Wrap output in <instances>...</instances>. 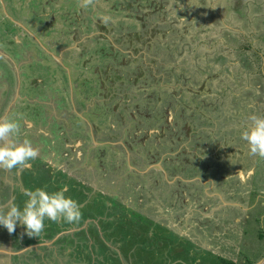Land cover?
<instances>
[{
	"label": "rangeland",
	"instance_id": "1",
	"mask_svg": "<svg viewBox=\"0 0 264 264\" xmlns=\"http://www.w3.org/2000/svg\"><path fill=\"white\" fill-rule=\"evenodd\" d=\"M5 1L6 10L0 5L1 50L10 55L13 44L23 56L26 51L18 41L27 48L31 45L33 66L49 73L47 87L55 85L57 78L49 71L66 73L62 63L60 68L53 57H46L39 42L7 13H15L13 19L22 23L35 21L33 29L45 45H58V52L63 47V58L70 57L65 65L73 67L74 81L84 76L83 81L89 82L88 72L96 81L92 99L100 106L91 115L103 117L111 111L127 121L147 119L143 136L154 130L146 138L131 140L122 134L131 144L133 151H129L143 157V169L152 154L157 153L159 160L164 151L171 155L165 163L171 164L168 179L175 177V191L165 202L160 197V192H170L165 184L167 193L158 189L156 197L148 195L142 204L133 195L127 205L142 212L140 218L131 219L141 223L139 230L129 226L134 240L130 243L131 232L121 237L122 228L115 230L119 233L107 231L106 242L115 244L121 238L124 244L129 237L128 248H116L118 255L110 250L96 253L98 264H194L190 256L212 264H264V158L249 155L246 142L240 139L251 115L264 116V0H35L36 6H30V0ZM104 17L108 23L102 22ZM107 75L117 79L116 84ZM21 93L23 97L26 92ZM20 95L17 103L26 100ZM60 109L71 108L65 104ZM135 110L137 115L132 114ZM38 111L35 115H40ZM192 125L194 132L188 133ZM128 126L132 128V122ZM156 129L165 133L160 136L163 147L155 140ZM223 145L226 151L235 147L230 150L233 158L220 150ZM98 146L93 151L108 149L99 156L103 170L120 154L113 147ZM217 226V236L206 234ZM181 239H192V248L188 243L181 252H171ZM57 248L56 254H65L64 260L52 259L50 264H86L78 248ZM105 254L113 255V263ZM34 256L30 264L48 261ZM10 257L0 251V259L7 264L19 262L20 257L12 262Z\"/></svg>",
	"mask_w": 264,
	"mask_h": 264
},
{
	"label": "crops",
	"instance_id": "2",
	"mask_svg": "<svg viewBox=\"0 0 264 264\" xmlns=\"http://www.w3.org/2000/svg\"><path fill=\"white\" fill-rule=\"evenodd\" d=\"M10 16L13 18L16 14L11 13ZM16 32L18 33V31ZM85 38L86 36L82 37V39ZM62 48L59 52L62 58L60 61L62 65H65L70 57L63 58L62 51L64 49ZM0 52L8 56L1 49ZM34 52L33 50L25 54L28 56L25 61L32 62ZM9 57L11 58L10 55ZM77 59L74 58V63L79 62ZM66 68L68 74L64 72L60 74L59 71L54 69L49 71L57 78V83L49 87L45 82L48 81L49 73L39 68L36 70L38 71L37 74L28 77L26 80L20 78L16 82L9 74L0 78V120L5 118L17 119L21 133L19 139L30 140L39 152L38 156L29 161L25 167H17L12 170L0 169V207L6 208L7 203L13 199L22 206L23 201L26 199L20 191L22 187H46L48 191H54L57 187L66 185V195L72 196L78 202L82 213L80 220L72 223L64 220L53 222L45 219V227L39 237L27 235L21 225H18L12 233L0 226V251L7 252L11 250L12 252L9 253L11 262L15 256L20 257L19 262L15 261V264H30L36 259L34 255L43 261L45 257L48 259L42 264H50L49 262H52V259L64 260L65 250L61 251L64 255L56 254V252H59L57 248L59 245L69 251L72 250V247L78 248V252L83 253L80 255H84L82 260L86 264H98L96 253H108V250L114 251L116 248L122 247L123 241L121 238L120 241L115 243L116 245L106 242L105 233L107 231L119 233L115 230L122 228L121 233H119L121 237L123 236L122 233L131 232L132 235L130 236L133 238L134 233L132 231L139 230L140 223H135L131 219L140 218L142 212H134L127 205L133 195L138 204H142V201L148 195L156 197L162 188L164 193H167L166 187H164L165 184L167 190L170 191L166 195L160 192V197L165 202L175 191V187H173L175 177L168 179V176H171L169 169L171 164L167 165L165 163L171 155H166L167 152L164 151L161 154L163 160H159L160 156L156 155L157 153L152 154V160L146 163L148 166L143 169L142 166L145 165L143 157L129 151H133L131 144L128 141L125 142V137L122 136L125 133L131 140H137L139 135L141 137L145 132L144 125L148 122L147 119L141 117L136 123L127 121L125 116L120 117V114H117V112L113 114L111 111L105 112L106 117L91 115V111H94L98 105L100 106L93 100L94 97L92 99L93 92H97L96 81H93L88 72L85 77L90 79L89 82L85 83L83 81L84 76H81L80 81L76 82L70 75L73 67L66 66ZM17 69H19V66ZM76 70L75 72H80ZM67 76L70 77V81H66ZM67 82L69 88L66 85ZM23 84L26 85L23 88L26 92L23 97L26 100L29 98V100H21L20 103H17L18 96L22 95L19 90ZM44 88L47 89L44 90ZM57 88H59L58 92L55 91ZM109 89L111 90L113 87L110 86ZM4 92L8 93V100L5 103L2 101L3 97L6 99L3 95ZM13 102H15L16 107L11 110ZM62 104H67L71 109L67 111L60 109L64 106ZM35 105L37 107L32 109ZM38 110H41L40 115H35L39 112ZM136 113L137 110L132 111V114ZM131 122L133 124L132 128L128 126ZM80 123L84 125L81 126ZM193 128L192 125L188 133L194 132ZM81 130H84L83 133ZM110 130L115 134L108 133ZM153 130L149 129V132L147 131L145 135L150 134ZM155 132V140H158L159 146L163 147L164 144L160 141V136L163 137L165 133L161 132L160 129H156ZM120 136L123 138L119 139ZM110 139H113L114 142ZM89 142L91 146L88 145ZM111 143H116L115 145L118 146H113ZM190 145L192 146V143ZM96 146H101V148L103 146L113 147L120 156L118 159L112 160L111 163L105 161V164L106 162L109 164L103 170H100L99 163L103 161L99 156L102 153L107 154L108 149L93 151V147ZM206 146L209 147L208 144ZM224 146L220 147V150H223L227 158H233L234 153L230 150L235 147L226 151ZM86 147L87 150H85ZM119 147L125 151H120ZM196 147H201V145L196 144ZM158 149L155 148L159 151ZM184 149L183 147L179 148V150ZM152 150L148 149V151ZM186 151H189V149ZM91 156L92 158L89 161L87 157ZM87 161H89V165H86ZM232 167L236 168L235 165H232ZM157 172L162 177H158ZM151 177H153V180H151ZM38 179H40V182ZM152 196L148 198L151 199ZM123 203L125 209L121 208ZM226 214L229 216L228 213ZM120 223L121 225H119ZM132 224L135 229L130 231L129 226ZM213 228L214 232L208 230L206 234L216 233L213 235L217 236L219 228L218 226ZM194 233H198V231ZM127 242L129 243V237ZM127 242L124 244H128ZM105 258L108 259V262H111L113 257L110 254H105Z\"/></svg>",
	"mask_w": 264,
	"mask_h": 264
},
{
	"label": "clouds",
	"instance_id": "3",
	"mask_svg": "<svg viewBox=\"0 0 264 264\" xmlns=\"http://www.w3.org/2000/svg\"><path fill=\"white\" fill-rule=\"evenodd\" d=\"M102 22L108 23V18H102ZM249 119L251 123L240 133V139L246 142L249 155L264 158V116L253 114ZM20 135L17 119L0 120V169L25 167L38 156V148L28 139L20 140ZM20 191L26 197L22 206L13 199L6 208L0 207V226L9 233L21 225L27 235L39 237L45 219L72 223L81 218L80 205L72 196L66 195V185L54 191H48L46 187H22Z\"/></svg>",
	"mask_w": 264,
	"mask_h": 264
},
{
	"label": "flooded vegetation",
	"instance_id": "4",
	"mask_svg": "<svg viewBox=\"0 0 264 264\" xmlns=\"http://www.w3.org/2000/svg\"><path fill=\"white\" fill-rule=\"evenodd\" d=\"M30 2L31 3H28L30 6H36V5H38L39 4V2H35V0H30ZM48 2V1H47ZM6 3V1L5 0H0V5H1V7H3L5 10H6V6L8 5V1H7V3ZM7 12V11H6ZM7 15H8V17L12 20V22L13 23H16V26L17 27H19L20 29H22V30H24V32L26 33V34H28V37H29V35H31V36H33L36 40H37V42H39V43H37V45H38V47L39 48H41V51L43 52V53H45V55H46V57H48L49 59H50V57H53L54 59H55V61L57 62V64L59 65V67H60V64H61V62L59 61V59H60V53L58 52V45H54V44H52V45H50V44H48L47 46L45 45L46 43H45V41H42L39 37H38V33H36V31L33 29V26H34V24H35V21H31V20H29L30 21V23H28V24H26V23H22V22H20V21H17V20H15V19H13L8 13H7ZM62 21H64V20H62ZM39 29V28H38ZM30 39V38H29ZM31 41H33L34 42V39H32ZM21 43V49H25V53L23 54V56L21 57L20 55H19V53H18V51H15V49H16V47L15 46H13V44H11V50L13 51L11 54H10V56H11V58L9 57V55L7 56L6 54L4 55V54H1V52H0V54H1V56H0V76H1V78L2 77H6V75L7 74H9V75H11L12 77H13V79L17 82L20 78H23V79H28V77H31V76H33L32 75V73L34 72V71H36L38 68L39 69H41L42 67L41 66H39V65H37L38 67H34L33 66V64H32V62H26L25 63V61H24V57H26L27 55H25V54H28V52H30V51H33L34 49H33V47L31 46V45H29V47L27 48V44L26 43H23V42H20ZM35 43V42H34ZM41 46V47H40ZM33 49V50H32ZM13 54V55H12ZM55 62V63H56ZM36 64H38V63H36ZM74 64H76V65H78V66H80L79 64H78V62L77 63H74ZM52 65V64H51ZM19 66V69H17V67ZM24 66H26L27 68H25ZM62 67V69H65V71L67 70V68H66V65H62L61 66ZM60 67V68H61ZM62 71V70H61ZM66 74H68V72H66ZM107 77H111L112 78V82L114 83V84H116V81H117V79H115L114 77H112V75H107ZM114 84H112V85H110V84H107V87L109 88L110 86H112L113 87V89H115L114 88ZM26 86V85H25ZM24 86V84H23V86H22V88L19 90V91H21V92H23V88L25 87ZM5 97H6V99L3 97L1 100L5 103L8 99V93L7 92H4V94H3ZM12 106H11V110H13V109H15L14 108V106H15V102H13V104H11ZM145 130H147V129H145ZM149 132V131H148ZM149 135V133H147L146 135H145V137L142 135L141 137H144V138H146L147 136ZM140 137V135H139V138H141ZM135 139H136V137H135ZM141 224V223H140ZM144 225V224H143ZM194 233V232H193ZM134 238V237H133ZM132 237L130 238V243H131V241H133L134 239H133ZM174 239V238H173ZM189 241H193L192 239L191 240H186V239H181V240H179V244H178V246H177V248H180V247H186L187 245H188V242ZM194 242V241H193ZM126 243V242H125ZM128 243V242H127ZM122 247H124V248H128L127 246V244H122L121 245ZM176 248V247H175ZM110 252H112L114 255H118V251L117 250H114V251H110ZM109 253V252H108ZM113 256V255H112ZM117 257V256H116ZM115 260V258H112V261L110 262V263H113V261ZM0 264H7V262L5 261V260H1L0 259ZM177 264H181V263H177Z\"/></svg>",
	"mask_w": 264,
	"mask_h": 264
},
{
	"label": "trees",
	"instance_id": "5",
	"mask_svg": "<svg viewBox=\"0 0 264 264\" xmlns=\"http://www.w3.org/2000/svg\"><path fill=\"white\" fill-rule=\"evenodd\" d=\"M168 235H166L165 234V236L164 237H167ZM189 243V246H190V248H192L191 246H193V244H194V242L192 241V242H188ZM181 248V250H178L177 248L174 250V249H172L171 250V252H174V253H179V252H181L183 249H184V247H180ZM191 258H194L195 260H194V264H212L210 261H205V262H198V259L197 258H195L194 256H190ZM225 262V261H224ZM222 263V262H221ZM221 263H216V264H221ZM215 264V263H214ZM239 264H247V263H239Z\"/></svg>",
	"mask_w": 264,
	"mask_h": 264
},
{
	"label": "water",
	"instance_id": "6",
	"mask_svg": "<svg viewBox=\"0 0 264 264\" xmlns=\"http://www.w3.org/2000/svg\"><path fill=\"white\" fill-rule=\"evenodd\" d=\"M2 251V250H1ZM11 251V250H10ZM10 251H7V253H10ZM12 252V251H11Z\"/></svg>",
	"mask_w": 264,
	"mask_h": 264
}]
</instances>
